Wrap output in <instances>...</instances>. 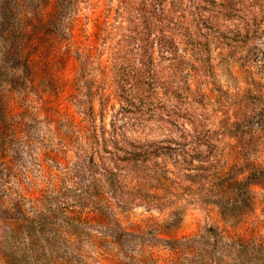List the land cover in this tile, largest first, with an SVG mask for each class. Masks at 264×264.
Segmentation results:
<instances>
[{
    "label": "rangeland",
    "instance_id": "obj_1",
    "mask_svg": "<svg viewBox=\"0 0 264 264\" xmlns=\"http://www.w3.org/2000/svg\"><path fill=\"white\" fill-rule=\"evenodd\" d=\"M20 263L264 264V0H0Z\"/></svg>",
    "mask_w": 264,
    "mask_h": 264
},
{
    "label": "trees",
    "instance_id": "obj_2",
    "mask_svg": "<svg viewBox=\"0 0 264 264\" xmlns=\"http://www.w3.org/2000/svg\"><path fill=\"white\" fill-rule=\"evenodd\" d=\"M239 184H245V182H243L242 180H240L239 181ZM252 186H253L252 184L247 183V191L250 192V190L252 189ZM221 208H224L223 203L221 204ZM41 224H42V226L44 225L42 222H41ZM42 226H41V228H43ZM26 253H29V251H26ZM20 264H26V263H20ZM65 264H71V263H65Z\"/></svg>",
    "mask_w": 264,
    "mask_h": 264
}]
</instances>
